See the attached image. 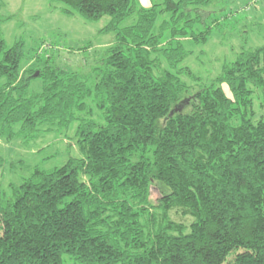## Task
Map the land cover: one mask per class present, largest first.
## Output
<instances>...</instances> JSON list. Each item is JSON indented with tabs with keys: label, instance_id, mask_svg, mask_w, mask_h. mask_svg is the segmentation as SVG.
Returning <instances> with one entry per match:
<instances>
[{
	"label": "trees",
	"instance_id": "1",
	"mask_svg": "<svg viewBox=\"0 0 264 264\" xmlns=\"http://www.w3.org/2000/svg\"><path fill=\"white\" fill-rule=\"evenodd\" d=\"M50 1L115 39L88 73L27 74L0 30V136L72 133L79 153L0 190V264H264V45L209 83L181 67L228 0Z\"/></svg>",
	"mask_w": 264,
	"mask_h": 264
},
{
	"label": "rangeland",
	"instance_id": "2",
	"mask_svg": "<svg viewBox=\"0 0 264 264\" xmlns=\"http://www.w3.org/2000/svg\"><path fill=\"white\" fill-rule=\"evenodd\" d=\"M225 10L232 13L223 20L221 5L208 17L216 19L213 33L207 43L185 42L188 58L181 67H188L203 83H209L223 70L224 64L231 63L242 49H255L264 45V0H228ZM142 7H149V0H139ZM64 5L50 0H1L0 30L8 47L22 42L24 59L22 68L29 74L30 69L62 68L69 72L84 74L92 71L97 64L94 55L104 52L114 42V32H102L110 18L87 21L78 15L69 16L62 12ZM220 19V20H218ZM221 21V24L218 22ZM132 23L126 20L121 27ZM264 62V59H263ZM36 73H39L37 70ZM43 79H33L31 91L39 92ZM260 100H256V111L260 113ZM72 133L60 131L43 133L37 139H13L6 141L0 136V190L10 195L12 187L19 186L28 178L35 167L51 171L62 166L69 157L79 156ZM163 189V188H162ZM159 185L152 187L151 199L161 197ZM176 222L190 225L192 217L173 214ZM235 254L225 264H233Z\"/></svg>",
	"mask_w": 264,
	"mask_h": 264
},
{
	"label": "water",
	"instance_id": "3",
	"mask_svg": "<svg viewBox=\"0 0 264 264\" xmlns=\"http://www.w3.org/2000/svg\"><path fill=\"white\" fill-rule=\"evenodd\" d=\"M37 75H38V73L35 74V76H37Z\"/></svg>",
	"mask_w": 264,
	"mask_h": 264
}]
</instances>
